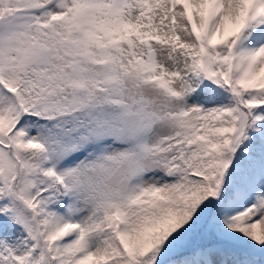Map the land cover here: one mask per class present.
<instances>
[{
    "label": "snow or ice",
    "instance_id": "obj_1",
    "mask_svg": "<svg viewBox=\"0 0 264 264\" xmlns=\"http://www.w3.org/2000/svg\"><path fill=\"white\" fill-rule=\"evenodd\" d=\"M0 264H264V0H0Z\"/></svg>",
    "mask_w": 264,
    "mask_h": 264
}]
</instances>
